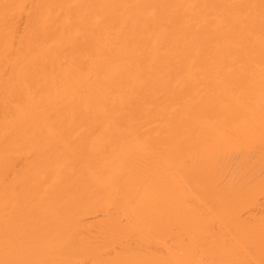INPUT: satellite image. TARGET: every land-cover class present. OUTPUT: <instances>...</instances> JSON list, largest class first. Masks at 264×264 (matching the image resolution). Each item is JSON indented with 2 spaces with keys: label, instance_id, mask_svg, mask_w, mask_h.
<instances>
[{
  "label": "bare ground",
  "instance_id": "obj_1",
  "mask_svg": "<svg viewBox=\"0 0 264 264\" xmlns=\"http://www.w3.org/2000/svg\"><path fill=\"white\" fill-rule=\"evenodd\" d=\"M0 264H264V0H0Z\"/></svg>",
  "mask_w": 264,
  "mask_h": 264
}]
</instances>
